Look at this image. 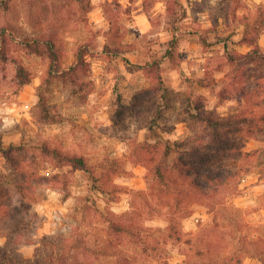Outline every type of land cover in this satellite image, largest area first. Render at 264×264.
Wrapping results in <instances>:
<instances>
[{
  "label": "rangeland",
  "instance_id": "obj_1",
  "mask_svg": "<svg viewBox=\"0 0 264 264\" xmlns=\"http://www.w3.org/2000/svg\"><path fill=\"white\" fill-rule=\"evenodd\" d=\"M90 1L97 7L91 14L85 10L88 0L83 5L76 0H0V212L12 209L7 207L16 198L17 182L27 180L24 184L29 192L27 210L19 215L24 237L19 240L13 233V238H8L11 225L0 226V264H75L59 256L67 252L70 258H83V249L68 251L79 237L85 238L84 245L92 250L89 258L94 264H121L118 260L123 256L134 258L133 264H186L190 247L185 242L168 240L164 247L154 243L130 247L108 228L130 214L134 204H142V196L156 202L155 197L149 196L153 175L137 152L140 144L148 142L162 152L168 141L182 140L191 134L190 127L195 123L188 120L186 110L191 83L184 77H204L206 86L196 84L193 90L196 96H203L210 110L227 116L246 104L241 94L221 93L231 80L228 56L248 51L239 44L244 27L234 17L230 22L226 20L224 0H119V9L113 6L112 10L119 13L127 51L108 54L104 52V32L109 25H104L106 20L103 22L101 16L107 0ZM168 2L171 13L167 11ZM262 3L264 0H241L237 14L255 11ZM217 17L219 25L210 34L212 48L206 50L198 37L213 26ZM5 28L6 51L1 39ZM52 30L64 46V67L75 61L81 46L91 43L88 59L92 72L91 77L84 78L87 87L82 92L56 77L48 83L49 61L24 44V39L44 37ZM174 30L183 54L179 66L164 58ZM96 32L100 36L96 37ZM260 45L264 51V33ZM154 60H162L165 97L159 99L158 106L138 107L143 114H126L121 123L114 124L122 107L133 108L134 97L145 95V90L153 86L147 64ZM259 60V64L236 69V75L246 74V83L236 80V88L253 90L255 82L263 81L260 77L264 58ZM21 66L26 80L17 77ZM42 102L56 122L42 118ZM152 120L156 122L153 133L148 128ZM154 133L156 137L152 136ZM44 145L85 156L98 181L94 182L85 171L73 170L70 164H58L52 157L42 155ZM10 146H14L11 160L4 152ZM246 150L258 152L240 163L247 172L225 187L226 206L235 209L232 213L224 210L225 215L217 219L224 242L216 253L236 258L240 251L241 264H262L254 254L264 249V143L250 139ZM164 207L158 206L160 212L153 207L145 209L144 224L165 230L169 221L168 208ZM208 211L199 205L195 214L184 220V230L190 235L187 240L196 241L200 229L213 224L215 215ZM210 234L208 239H214L215 234ZM111 241L114 244L107 245ZM207 250L203 246L205 254L193 257L201 263L214 264L220 255L210 256ZM49 252H56L59 258L46 260Z\"/></svg>",
  "mask_w": 264,
  "mask_h": 264
},
{
  "label": "trees",
  "instance_id": "obj_2",
  "mask_svg": "<svg viewBox=\"0 0 264 264\" xmlns=\"http://www.w3.org/2000/svg\"><path fill=\"white\" fill-rule=\"evenodd\" d=\"M76 1L83 5L85 0ZM224 1L226 5L224 6L223 14L226 20L230 22L231 17H234L236 18V22L244 27L239 44L247 47L248 51L237 54L239 56H228V66L231 68L228 74L231 75V80L230 84H227V87L221 93L222 95H228L230 94L229 91H231V96L241 94L246 99V104L239 107L235 113L227 116L213 109L210 110L203 101V96H196L193 90L196 84L206 86L204 77H198L195 80L184 77L186 82L191 83L189 85L191 94H189L186 107L189 114L188 120L195 123V126L192 125L190 127L191 134L182 140H175L172 143L168 141L162 152L158 151L155 145L147 144L148 142H145V145L143 143L140 144L138 147L139 151L137 149V152L140 153L141 160L147 164L150 174L153 175L150 181L152 187L150 188L149 196L155 197L156 202L154 200L151 201L146 196H142V204H138V206L134 204L130 214L122 221L113 222L108 228V231L112 232L118 240L125 242L124 244L130 247H133L132 245L146 247L152 243L157 247H164L168 244V240L178 243L185 242L190 247V250L186 254V264H207L201 263L200 260H196L193 257V254L200 258L205 254L202 251L203 246L208 248L207 253L210 256H213L214 253L217 257L220 255L219 258L215 259L214 264H231L234 261H236V264L242 263L240 251L236 252V258L233 255L223 257L222 252L221 254L216 253L219 252L218 249L221 248L222 242H224V239L221 237L223 232L220 230L222 225L217 219L221 214L225 215L224 210H228L231 213L234 211L235 208L233 206H226L225 187L229 186L231 181L238 178L241 173L247 172L243 170L240 163L256 155L258 152L256 150H246L248 141L256 138L264 143V73L260 77L263 81L258 82V84L255 82V89L241 90L240 88H236V80L243 84L246 83L245 72L239 76L236 75L237 70L245 68V65L259 64V59L264 58V51L260 45V39L264 33V3L256 6L255 11L239 15L237 14V10L242 6L241 0ZM87 3L85 10L90 12L94 6L90 0ZM113 6H117L119 9V0L108 1L104 4L105 15L110 22V29L104 32L106 38L104 52L119 55L127 51V49H124L123 38L125 33L121 31V24L118 20L119 13L117 10H112ZM171 8L172 5L168 2L167 11L169 13L172 11ZM146 12L148 13L147 8ZM219 18L214 19L211 28L199 34L198 41L206 50L212 48L213 42L210 39V34L217 29L220 21ZM175 24H177L176 21ZM7 31L5 28L1 33L2 42L5 44V51L8 43ZM95 34L96 37L100 36L99 32ZM60 40L58 34L52 30L44 37L26 38L24 39V44L33 53L49 61L48 83L51 81L50 78L56 77L65 83H71L78 87L79 91L82 92L87 87L84 78L91 77L92 72L91 63L88 59L91 43L81 46L78 52H76L75 61L68 67H64V46ZM182 55L180 51V39L177 31L174 30V36L170 41L164 58H168L174 66H179ZM1 59L4 58L1 57ZM161 63L162 60H154L151 64H147L149 73L154 80L153 86L145 90V95H136L134 97L135 103L133 108L122 107L116 114L117 117L114 124L121 123L123 116L126 114H143V112H138V107L143 104L144 107L148 104L158 106L159 99L165 97L164 93L167 89L161 74ZM128 64L131 65L130 62ZM58 73L59 75L56 76ZM182 76H185L183 72ZM17 77L19 79H27L23 66L18 68ZM40 98L43 100V96H40ZM260 98H262V101H257ZM41 112L42 118L45 121L56 122L46 103L42 102ZM152 121L153 124L148 128L153 133L155 131L154 123L156 122ZM152 136L156 137L157 135L154 133ZM147 139L149 140L150 137ZM161 142L164 143V141ZM13 149L14 146H10L9 149L4 150L5 155L10 160V154ZM42 150V155L52 157L56 163L70 164L73 170L85 171L94 182L98 181V177L89 164L88 158L85 156L66 154L57 148H49L48 145H44ZM12 164H14V161H12ZM23 182L25 183L27 180H23ZM24 183L17 182L15 185L16 198L7 207L8 209H12H4V214L0 212V226L11 225L12 233H10L8 238H13V233L18 235L15 238L19 237V240L24 237L20 230L24 224L19 218V215L24 210H27L26 202L29 197V192ZM152 202L156 206H153ZM165 205L168 208L166 214L169 226L165 230L146 226L143 221L146 214L145 209H151L152 207L158 209V206H162L163 209ZM199 205L207 207L208 213L215 215L213 226H203L196 241L192 238L187 240L186 237H190V235L184 230L183 222L195 214ZM160 211V209L157 210V212ZM211 231L215 234L214 239H208L211 236ZM47 238H50V236H47ZM84 239L82 237L75 239L74 245L68 248L69 252L83 249V253L81 254L83 258L82 256L77 258L75 255H72L70 258L67 256V252H63L59 257L71 259L75 261V264H94L93 260L89 258L92 250L84 245L86 243ZM252 243L258 244L257 242ZM113 244L114 241L107 242V245L112 246ZM134 249L132 248V250ZM103 250L102 252L105 254V250ZM258 251L254 255L260 257V261L264 264V249ZM57 257L56 252H49L46 260L54 261ZM119 262L121 264H133L136 260L123 256L119 258Z\"/></svg>",
  "mask_w": 264,
  "mask_h": 264
},
{
  "label": "crops",
  "instance_id": "obj_3",
  "mask_svg": "<svg viewBox=\"0 0 264 264\" xmlns=\"http://www.w3.org/2000/svg\"><path fill=\"white\" fill-rule=\"evenodd\" d=\"M109 0H107L106 2H108ZM105 2V3H106ZM109 2H112V1H109ZM97 7H95L94 6V8L92 9V11H90V14L93 12V11H95V10H97L96 9ZM101 8V7H100ZM102 20H103V22H104V20H106L105 22H104V25H105V23H107V25H109L108 26V28L110 29V22H109V20L107 19V17H106V15H105V11H104V5H103V7H102ZM100 25H101V23H100ZM108 31V30H107ZM107 31H105V32H107ZM106 46V45H105ZM247 48V47H246ZM247 50H248V48H247Z\"/></svg>",
  "mask_w": 264,
  "mask_h": 264
}]
</instances>
